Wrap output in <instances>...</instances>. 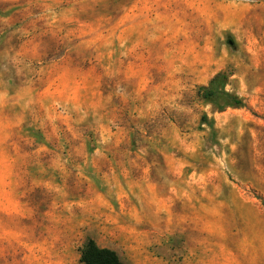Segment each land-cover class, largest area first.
Segmentation results:
<instances>
[{
  "label": "rangeland",
  "instance_id": "rangeland-1",
  "mask_svg": "<svg viewBox=\"0 0 264 264\" xmlns=\"http://www.w3.org/2000/svg\"><path fill=\"white\" fill-rule=\"evenodd\" d=\"M88 238L264 264V0H0V263Z\"/></svg>",
  "mask_w": 264,
  "mask_h": 264
},
{
  "label": "trees",
  "instance_id": "trees-1",
  "mask_svg": "<svg viewBox=\"0 0 264 264\" xmlns=\"http://www.w3.org/2000/svg\"><path fill=\"white\" fill-rule=\"evenodd\" d=\"M203 97L210 98L216 94L225 95V97L235 104L240 101L223 90H218V81L213 77L206 86L201 87ZM80 261L83 264H126L120 259L115 250L108 247H101L92 238H88L81 250Z\"/></svg>",
  "mask_w": 264,
  "mask_h": 264
},
{
  "label": "crops",
  "instance_id": "crops-1",
  "mask_svg": "<svg viewBox=\"0 0 264 264\" xmlns=\"http://www.w3.org/2000/svg\"><path fill=\"white\" fill-rule=\"evenodd\" d=\"M30 256L31 255L29 253H25L22 256V259L19 261V252H18L16 254L17 258H16L15 263L8 262V263H3V264H39L37 259L31 258Z\"/></svg>",
  "mask_w": 264,
  "mask_h": 264
}]
</instances>
